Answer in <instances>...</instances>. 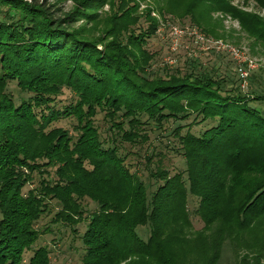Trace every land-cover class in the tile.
Instances as JSON below:
<instances>
[{
    "label": "trees",
    "instance_id": "1",
    "mask_svg": "<svg viewBox=\"0 0 264 264\" xmlns=\"http://www.w3.org/2000/svg\"><path fill=\"white\" fill-rule=\"evenodd\" d=\"M72 1L58 15L48 0H0V264H25L52 201L55 224L89 219L82 264H220L226 251L234 264H264V112L253 104L264 93L230 86L229 72L214 67L153 72L146 48L171 15L209 37L231 36L215 12L264 45V17L231 0ZM11 82L25 94L19 101ZM70 118L74 133L53 126ZM156 131L186 168L172 174L165 151L153 150L161 158L150 190L124 143H148ZM85 198L97 204L90 215ZM26 264H51L49 247Z\"/></svg>",
    "mask_w": 264,
    "mask_h": 264
},
{
    "label": "rangeland",
    "instance_id": "2",
    "mask_svg": "<svg viewBox=\"0 0 264 264\" xmlns=\"http://www.w3.org/2000/svg\"><path fill=\"white\" fill-rule=\"evenodd\" d=\"M148 3L154 4L153 1L147 0ZM234 5L241 7L245 11L255 12L260 16L264 17V7L259 6L257 0H231ZM48 3L53 6V9L59 8L58 15L62 14L63 11H70L74 2L68 0L61 2L60 0H48ZM144 5V4H143ZM155 5V4H154ZM145 6H141V9ZM100 11L106 13L109 11L108 5H105ZM154 16L158 15V11L153 13ZM159 17V16H158ZM215 22H222L225 26L226 33L231 34L226 38H216L221 39L225 42H228L238 48H243L244 51L254 60L256 67L251 70L249 77L246 82H243L239 76V71L237 70L236 63L232 57L227 53H218L213 50H205L203 45L200 42L196 41L194 31H201L200 28L195 27L189 18L177 19L174 15L168 16L166 22H163V25L160 27L158 34L152 38L147 50L154 54V59L151 60L152 71L166 73V72H175V70L186 71L188 69H204L208 68L209 70L213 67L224 73L229 72L230 79L233 81L231 85L240 84L242 90L245 93L260 94L264 93V45L253 43L254 38L249 35L245 30L241 28V23L231 17L230 15H225L222 12H215L213 14ZM145 23V21H144ZM82 24V21H78L76 26ZM146 24V23H145ZM203 33V32H201ZM214 37V36H213ZM211 37V38H213ZM195 61L194 63H192ZM254 76V77H252ZM9 90L13 91L16 100L19 101L22 93L15 82H11L9 85ZM71 93L68 90H64L63 95L61 96L62 101H66L68 98H71ZM253 104L258 107L259 110L264 112V101L259 102L254 101ZM98 123L105 126L104 118L102 114L98 115ZM76 125V120L73 118L62 119L59 122H55L53 126L65 127L74 133L73 129ZM168 125V124H167ZM201 126L195 127V130H199ZM184 130L183 132H185ZM151 132V140L148 143L140 144L137 147L129 145V143H124L126 151H132L131 155L127 158V164L130 165L132 171H136L140 176L147 181L149 184V189L153 190L154 185L151 181L154 182V179L150 178L149 171L154 170L156 165L159 164L157 160L161 158L159 155L153 154V150H162L165 151L166 157L163 159L162 164L165 168H168L173 174L177 169H185L186 163L185 159L176 151H168L163 145H159V140L167 139L169 135L166 131L158 133ZM151 157L153 160L151 163L146 162V159ZM36 174L35 176H37ZM38 177V176H37ZM37 182V181H36ZM35 186L34 184H27L24 188L26 193ZM191 204L193 206H198V199L195 196L190 195ZM84 209L86 210L85 215H90L92 211L97 209V204L89 198H85L83 201ZM53 207L51 212L42 216V218L37 222L36 227L41 231L39 239L33 244L30 250H26L24 253V263L26 264L33 253L35 248L39 246L46 245L50 249V258L51 264H82V258L84 254V244L82 243V235L85 232V228L88 224V218L81 221L76 227V232L72 230L75 227L66 226L60 223H53L52 216L56 212V206L58 205L55 201L51 202ZM195 207V208H196ZM1 215V214H0ZM1 217V216H0ZM192 223L193 229L199 230L204 226L202 219L194 213L192 210ZM140 235L143 238L149 236L148 226H142L138 229ZM235 258L230 254V252H225L220 264H234Z\"/></svg>",
    "mask_w": 264,
    "mask_h": 264
},
{
    "label": "built area",
    "instance_id": "3",
    "mask_svg": "<svg viewBox=\"0 0 264 264\" xmlns=\"http://www.w3.org/2000/svg\"><path fill=\"white\" fill-rule=\"evenodd\" d=\"M193 33L196 37V41L200 42L205 50L214 49L218 53H228L236 63L241 80H243V82L247 81L251 70L256 67V63L249 56L248 52L246 53L242 47L238 48L221 39L211 38L201 33V31L196 30Z\"/></svg>",
    "mask_w": 264,
    "mask_h": 264
}]
</instances>
